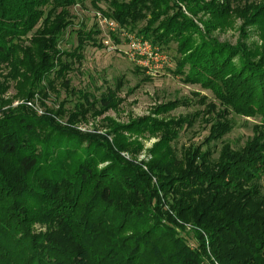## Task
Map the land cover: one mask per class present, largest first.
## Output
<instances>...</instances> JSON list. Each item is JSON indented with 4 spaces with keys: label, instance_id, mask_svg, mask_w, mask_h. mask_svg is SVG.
Instances as JSON below:
<instances>
[{
    "label": "trees",
    "instance_id": "trees-1",
    "mask_svg": "<svg viewBox=\"0 0 264 264\" xmlns=\"http://www.w3.org/2000/svg\"><path fill=\"white\" fill-rule=\"evenodd\" d=\"M85 1L166 52L176 44L175 68L166 70L213 99L202 96L203 110L179 117L170 113L188 101L108 121L112 142L76 129L118 107L115 91L95 98L71 86L86 47L104 48L96 25L75 23L71 8ZM195 2L221 16L233 10V0ZM181 3L0 0V264H264V49L215 41ZM251 12L264 37V0ZM73 30L77 45L59 49ZM12 87L27 100L66 96L38 115L25 105L5 109ZM231 115L260 121L239 147L225 141ZM198 122L207 135L179 149ZM153 137L150 159L139 162L138 138ZM36 224L47 230L35 234Z\"/></svg>",
    "mask_w": 264,
    "mask_h": 264
},
{
    "label": "rangeland",
    "instance_id": "rangeland-1",
    "mask_svg": "<svg viewBox=\"0 0 264 264\" xmlns=\"http://www.w3.org/2000/svg\"><path fill=\"white\" fill-rule=\"evenodd\" d=\"M175 1L178 3L182 2L184 13L193 19L195 23L198 24L199 28L202 29L203 25L208 24L211 28H209L210 32L208 35L215 41L230 46H235L239 43L247 46L250 50L259 52L264 49L263 32H261L258 24L260 19L253 18L251 16L254 14L253 12L247 15V10L251 7V4L259 3L263 0H233L230 6V9H233L232 13L228 15L224 14L223 16H221L220 11L212 12L214 10L213 8H211V10L203 7L198 8L200 5H198L195 0ZM204 1L211 3L221 2L222 0ZM187 9L196 11L195 16L189 14L186 11ZM95 12L96 9L92 7L90 1H85L71 8V13L75 16L76 24L78 22L86 24L87 30L92 29L94 25L97 26L96 28L100 31L97 40L104 48H99L94 45L87 46L82 65L80 67L76 65L75 70L69 74V78L71 86L74 89L85 92L91 97L99 98L111 91H115L117 94L114 102L118 103V107L102 115L93 118L90 117L88 121L76 124V129L83 133H96L107 136L109 141L112 142L114 138L107 135L110 131L109 126H107L108 121H110L111 124H125L134 119L154 116V110L165 103H170L172 101H188L189 106H182L170 113L172 116L179 117L180 115L192 114L203 110L204 107L200 104V98L202 96L209 98V100L213 99L209 91H205L199 86L185 85L179 78L170 73L169 70L175 68L174 63L169 70L163 71L161 76L153 78L151 81H143L145 77L149 76L146 75L145 72L136 71L137 66L126 59L121 53L129 49L127 45L120 47L121 52H109L105 48V39L103 38L105 31L102 30L98 24ZM252 19L255 21L253 25ZM77 28H79V26H75L73 29ZM26 41L27 40H23L22 43L27 45ZM76 45L77 39L73 30L71 35L63 39L59 49L72 50ZM167 53L170 55L172 61H174L176 44L171 45ZM259 58L260 56L256 59ZM0 66L2 67L3 64H0ZM1 70H3V68ZM49 95V99H43L36 94L34 99L27 100L19 95L17 89L12 87L4 95V101L7 104L5 109L10 106L15 108L19 105H25L38 115H45L46 112L49 113L48 109H58L59 100H63L66 96L64 90H61L59 100L55 94L49 93ZM56 119L63 123V125H68L66 122L67 120L60 119L59 117H56ZM230 119L234 122L235 128L226 136L225 141L234 147L244 145L248 137L253 135V126L260 123L259 119L253 117L242 118L231 115ZM207 133L208 128L205 127V124L198 122L194 128L181 134L177 146L180 149L183 145L188 146L191 143H200ZM138 140L143 144V150L138 156V161H148L150 159V156H148L149 150L153 148L154 144L157 143L159 139L153 137L150 139L138 138ZM123 156L129 158L126 154ZM147 156L148 159H146ZM32 227L35 234L43 233L47 230L46 227L40 224H36ZM127 233V235H130L131 231ZM207 264H210V262H207Z\"/></svg>",
    "mask_w": 264,
    "mask_h": 264
},
{
    "label": "built area",
    "instance_id": "built-area-1",
    "mask_svg": "<svg viewBox=\"0 0 264 264\" xmlns=\"http://www.w3.org/2000/svg\"><path fill=\"white\" fill-rule=\"evenodd\" d=\"M95 17L101 29L105 31L104 45L109 52H121L120 47L127 45L129 49L121 52L123 56L151 78L161 76L163 71L173 66L170 55L160 47L122 29L118 23L100 11L95 12ZM115 38H119L121 42L118 44Z\"/></svg>",
    "mask_w": 264,
    "mask_h": 264
}]
</instances>
